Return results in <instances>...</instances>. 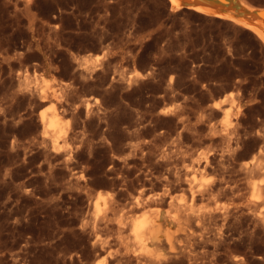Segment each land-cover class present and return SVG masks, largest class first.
Segmentation results:
<instances>
[{
    "label": "rangeland",
    "instance_id": "1",
    "mask_svg": "<svg viewBox=\"0 0 264 264\" xmlns=\"http://www.w3.org/2000/svg\"><path fill=\"white\" fill-rule=\"evenodd\" d=\"M170 4L0 0V264H264V42Z\"/></svg>",
    "mask_w": 264,
    "mask_h": 264
},
{
    "label": "bare ground",
    "instance_id": "2",
    "mask_svg": "<svg viewBox=\"0 0 264 264\" xmlns=\"http://www.w3.org/2000/svg\"><path fill=\"white\" fill-rule=\"evenodd\" d=\"M169 1L171 3L170 6L172 10L180 7H187L197 10L200 13L229 19L237 23L238 25L250 29L264 42V7L257 6L256 4H253L248 0H169ZM41 94L43 98L48 97L47 91L45 89L41 91ZM59 113L54 112L50 116H47L46 113H42L40 115V120L43 125V134L46 136L50 130H53L55 133L54 135L55 137L53 138V143H54L53 147L55 149L58 148V144H57L59 139L58 133H60L59 131H61L62 129L61 118L59 116ZM259 152L262 151L259 150ZM197 164L199 168H203V170L204 169L207 170V167L209 166L210 163L202 162L201 160L198 159ZM253 186H254L253 195L255 197H260L261 195H259V191L257 187L255 185ZM149 223L150 222L147 220H141L139 222L134 223L133 232L135 236L140 238L143 231L147 227H149ZM159 235H160V226L159 227L153 226V229H151L150 231L151 239L158 238ZM151 241L153 242L158 240H151Z\"/></svg>",
    "mask_w": 264,
    "mask_h": 264
},
{
    "label": "trees",
    "instance_id": "3",
    "mask_svg": "<svg viewBox=\"0 0 264 264\" xmlns=\"http://www.w3.org/2000/svg\"><path fill=\"white\" fill-rule=\"evenodd\" d=\"M164 12H165V10H163V11L160 13V16H161L162 14H164Z\"/></svg>",
    "mask_w": 264,
    "mask_h": 264
}]
</instances>
